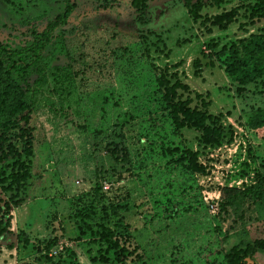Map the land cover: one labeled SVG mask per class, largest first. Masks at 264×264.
<instances>
[{"label": "rangeland", "instance_id": "374dc122", "mask_svg": "<svg viewBox=\"0 0 264 264\" xmlns=\"http://www.w3.org/2000/svg\"><path fill=\"white\" fill-rule=\"evenodd\" d=\"M253 1L225 0L214 8L200 0L199 14ZM71 2L66 25L53 32L39 58L24 72H12L32 103V159L29 178L10 206L9 231L0 238V264H36V243L52 237L58 239L55 261L66 259L69 248L73 264H99L89 260L93 245L72 241L76 215L95 186L104 201L127 208L124 224L141 260L126 264H222L231 247L264 240V189L257 197L253 188L225 214L217 212L222 188L254 187L255 174L264 172V138L252 140L246 129L249 115L264 108V93L249 86L236 94L218 65H207L203 50L210 41L220 47L264 29V18L239 29L240 9L236 22L218 31L193 23L183 0H149L142 11L128 0ZM62 11L61 0H0V43L25 47L32 31ZM161 72L175 73L188 87L182 99L196 92L209 101V114L221 116L224 138L217 146L203 147L193 130L166 138L196 152L202 174L173 169L152 152L158 144L151 120H160L152 81ZM112 154L128 162L115 163ZM18 232L26 246L16 243ZM253 261L264 264V254H254Z\"/></svg>", "mask_w": 264, "mask_h": 264}, {"label": "trees", "instance_id": "16d2710c", "mask_svg": "<svg viewBox=\"0 0 264 264\" xmlns=\"http://www.w3.org/2000/svg\"><path fill=\"white\" fill-rule=\"evenodd\" d=\"M149 0H128L129 6L135 11H142ZM63 11L48 21L40 32H31L30 42L22 48L11 49L0 43V238L8 233L10 228V206L18 198L24 182L29 178V169L32 159V128L30 127V113L32 103L25 91L12 77L13 71L24 72L34 63L40 53L49 44L53 32L66 25L69 15L74 9L71 0H61ZM225 0H207L209 6L219 8ZM114 5V4H109ZM183 7L194 23L207 25L218 31L236 22L238 11L243 10V23L239 29L253 26L264 18V0H254L244 6L233 7L209 17L199 14L200 0H183ZM210 33V30H206ZM207 54V65L212 67L216 63L225 77L234 85L236 94L252 86L259 93H264V29L249 33L246 37L236 39L218 47L216 42H208L203 47ZM203 53V51H202ZM29 63L24 64L23 58ZM193 76H197L199 61H192ZM173 79V82H170ZM152 92L156 96V109L159 111L157 122L151 124V134L158 144L154 154L166 158L167 165L178 168L185 174H202L204 169L197 162V153L180 144H167V136L178 137L181 130H193L198 133V143L205 146H217L223 138L224 132L220 125V115L208 113L209 101L200 94L192 92L193 98L182 99L181 93H189L185 84L178 82L176 74L167 76L163 72L153 76ZM264 97V94H263ZM195 104L192 105V101ZM246 129L252 140L264 138V108L255 109L246 121ZM151 153V152H150ZM113 162H128L127 156L118 158L112 154ZM254 187L242 190L236 188H222L220 190L217 212L225 214L227 208L235 201L252 194L257 189L260 197L264 189V172L255 174ZM100 187L95 186L89 192L88 204L80 209L76 217V236L73 242L86 241V244L95 247V256L90 257L92 263L99 264H126L141 260L136 246L130 243L128 226L124 224L123 212L126 207L104 201ZM88 196V197H89ZM172 208L170 213H174ZM16 243L22 246L28 244L25 235L18 232L15 235ZM55 237L38 241L34 251L38 254L36 264H73L74 254L71 249L64 248L66 259L52 256L57 246ZM87 251V250H86ZM256 253L264 254V240H253L242 246H233L222 255V264H255L253 256ZM66 260L68 262H66ZM29 264V263H18Z\"/></svg>", "mask_w": 264, "mask_h": 264}, {"label": "built area", "instance_id": "2783aa9c", "mask_svg": "<svg viewBox=\"0 0 264 264\" xmlns=\"http://www.w3.org/2000/svg\"><path fill=\"white\" fill-rule=\"evenodd\" d=\"M107 187L105 185L102 186V190H106Z\"/></svg>", "mask_w": 264, "mask_h": 264}]
</instances>
